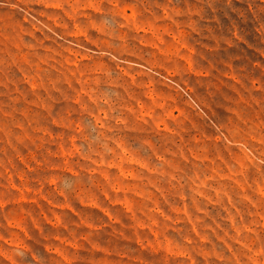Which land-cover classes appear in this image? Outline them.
<instances>
[{
    "label": "rangeland",
    "instance_id": "rangeland-1",
    "mask_svg": "<svg viewBox=\"0 0 264 264\" xmlns=\"http://www.w3.org/2000/svg\"><path fill=\"white\" fill-rule=\"evenodd\" d=\"M0 264H264V0H0Z\"/></svg>",
    "mask_w": 264,
    "mask_h": 264
}]
</instances>
